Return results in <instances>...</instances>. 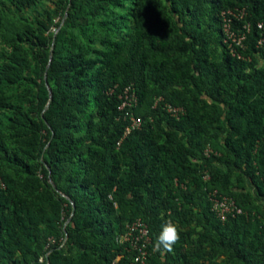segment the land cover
I'll return each instance as SVG.
<instances>
[{
	"label": "trees",
	"instance_id": "trees-1",
	"mask_svg": "<svg viewBox=\"0 0 264 264\" xmlns=\"http://www.w3.org/2000/svg\"><path fill=\"white\" fill-rule=\"evenodd\" d=\"M263 20L264 0H0V264H136V220L145 264H264ZM211 190L245 214L219 221Z\"/></svg>",
	"mask_w": 264,
	"mask_h": 264
},
{
	"label": "built area",
	"instance_id": "built-area-1",
	"mask_svg": "<svg viewBox=\"0 0 264 264\" xmlns=\"http://www.w3.org/2000/svg\"><path fill=\"white\" fill-rule=\"evenodd\" d=\"M228 15H232L234 17H240L243 18L244 11H237V14H234L232 12H228ZM230 20H226L224 22V32L226 39L224 42L230 41V43H234L237 46L241 47V43L244 39L243 36H236V34L232 31H230ZM248 29V28H247ZM257 29L260 32V37L257 42L258 47L264 48V20L259 22L257 24ZM229 45V44H228ZM231 45V44H230ZM229 45V46H230ZM119 100L121 101L119 110L123 111L126 108H131L136 106L137 104V95L135 93V90L131 88V86L125 87L121 94L119 95ZM160 99V98H159ZM157 99V101L159 100ZM164 110L166 113L174 117L175 119L179 118V114H182V109L178 107H173L169 104L164 105ZM125 116L128 120H130L131 125L127 127L125 134H128L131 130L138 129L141 125V121L139 118H136L133 116L132 113L126 111ZM212 151L209 148L205 149V154L209 155ZM208 176L205 175L203 177V180H208ZM207 199L210 203V209L219 221L224 222L227 220L228 216L236 217L238 215H244L245 212L237 206L235 201L227 197L225 195H221L218 193L217 190H211L207 193ZM126 233L122 234L120 237V241L130 242L131 246L137 250L138 254L134 256L133 262L136 264H145L147 260V252L146 245L149 243L150 239L147 236V230L145 224L141 222V220H136L133 223L126 225ZM143 241L141 245H139L140 241ZM54 242V241H50ZM64 243V241H63ZM49 253H47L48 255ZM46 255V256H47ZM43 258H40V261H42ZM120 260V257H117L116 260L112 264H118Z\"/></svg>",
	"mask_w": 264,
	"mask_h": 264
},
{
	"label": "clouds",
	"instance_id": "clouds-1",
	"mask_svg": "<svg viewBox=\"0 0 264 264\" xmlns=\"http://www.w3.org/2000/svg\"><path fill=\"white\" fill-rule=\"evenodd\" d=\"M179 238L177 226L171 221H165L153 244V250L155 252H160L161 254L164 252H171Z\"/></svg>",
	"mask_w": 264,
	"mask_h": 264
},
{
	"label": "rangeland",
	"instance_id": "rangeland-1",
	"mask_svg": "<svg viewBox=\"0 0 264 264\" xmlns=\"http://www.w3.org/2000/svg\"><path fill=\"white\" fill-rule=\"evenodd\" d=\"M48 5H50L49 3H48ZM41 12L40 11H38L37 13L36 12H34V11H31V10H29V11H25V12H23L21 15L22 16H31V17H33V16H36V15H38V14H40ZM57 20V19H56ZM55 20V21H56ZM6 49L3 47V45H2V43L0 42V54L1 53H3V51H5ZM9 93H12L13 94V96L15 97H17V93H14L13 91H9ZM8 93V94H9Z\"/></svg>",
	"mask_w": 264,
	"mask_h": 264
},
{
	"label": "water",
	"instance_id": "water-1",
	"mask_svg": "<svg viewBox=\"0 0 264 264\" xmlns=\"http://www.w3.org/2000/svg\"><path fill=\"white\" fill-rule=\"evenodd\" d=\"M51 59V57H49V60ZM49 95L51 96L50 92H49Z\"/></svg>",
	"mask_w": 264,
	"mask_h": 264
}]
</instances>
